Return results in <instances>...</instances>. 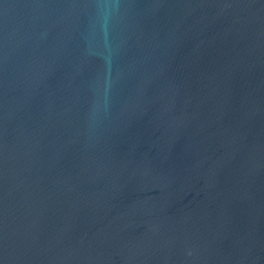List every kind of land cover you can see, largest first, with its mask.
I'll return each instance as SVG.
<instances>
[{
    "label": "water",
    "instance_id": "obj_1",
    "mask_svg": "<svg viewBox=\"0 0 264 264\" xmlns=\"http://www.w3.org/2000/svg\"><path fill=\"white\" fill-rule=\"evenodd\" d=\"M0 264H264V0H0Z\"/></svg>",
    "mask_w": 264,
    "mask_h": 264
}]
</instances>
